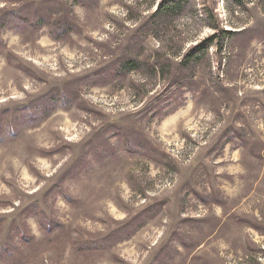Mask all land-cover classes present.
Returning a JSON list of instances; mask_svg holds the SVG:
<instances>
[{
	"label": "rangeland",
	"instance_id": "1",
	"mask_svg": "<svg viewBox=\"0 0 264 264\" xmlns=\"http://www.w3.org/2000/svg\"><path fill=\"white\" fill-rule=\"evenodd\" d=\"M163 1L0 0V264H264V0Z\"/></svg>",
	"mask_w": 264,
	"mask_h": 264
},
{
	"label": "trees",
	"instance_id": "2",
	"mask_svg": "<svg viewBox=\"0 0 264 264\" xmlns=\"http://www.w3.org/2000/svg\"><path fill=\"white\" fill-rule=\"evenodd\" d=\"M186 0H164L163 2H161V4L158 6V8L155 10L154 12V15H153V19H162L166 16H171L173 14H177L181 9H182V4L185 2ZM235 3L237 4H241L242 0H234ZM25 21L28 22H31L32 19H28V18H25L24 19ZM38 21H36V24H37ZM31 24V23H30ZM35 25V24H34ZM33 25V26H34ZM54 32H57L54 30ZM228 33H230L228 31ZM211 39L208 40L207 42H202L198 45H196L195 47L191 48L189 51H187L185 53V58L183 59V61L181 63H191V62H196L197 60H199L201 58V56H204L206 51H207V47L209 45V43L212 41V37H210ZM184 63V64H185ZM137 63H133V62H127L126 63V68L127 69H135L137 68ZM66 90L62 93L64 98L60 97L58 98L56 95L55 96H52V94L48 96V98L44 101H43V106L41 107V112L44 113L46 112L47 110V105H46V101L49 102L50 104V107L52 108V105H51V102L55 103L53 105V108L55 106H59V102H67L68 100V95H73L72 94H66L65 93ZM68 92H71V91H68ZM35 112H36V109H35ZM30 118V117H29Z\"/></svg>",
	"mask_w": 264,
	"mask_h": 264
}]
</instances>
